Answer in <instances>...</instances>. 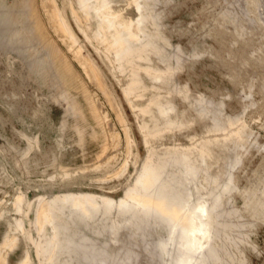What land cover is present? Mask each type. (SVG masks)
<instances>
[{
  "label": "rangeland",
  "instance_id": "rangeland-1",
  "mask_svg": "<svg viewBox=\"0 0 264 264\" xmlns=\"http://www.w3.org/2000/svg\"><path fill=\"white\" fill-rule=\"evenodd\" d=\"M0 25V264H264V0H0Z\"/></svg>",
  "mask_w": 264,
  "mask_h": 264
},
{
  "label": "bare ground",
  "instance_id": "bare-ground-1",
  "mask_svg": "<svg viewBox=\"0 0 264 264\" xmlns=\"http://www.w3.org/2000/svg\"><path fill=\"white\" fill-rule=\"evenodd\" d=\"M44 70L47 68V66L44 65ZM151 179V171L150 168H145L143 173L141 174L139 181H141L143 184H146L147 182H149V180ZM66 200V198H65ZM64 204V203H63ZM108 204V203H107ZM119 208H122L126 205V202H121L118 203L117 205ZM141 208L143 209H149V208H153V202L151 201H143L142 203H140ZM47 208V207H46ZM198 214H203L204 208L203 207H198L197 210ZM200 217L199 215H196V220L200 221ZM207 232V230L204 231L203 234H205ZM171 244V242L169 240H159L156 243V246L158 247V249L161 251L162 254L164 255H169L170 252L168 250L169 245ZM67 256V255H66ZM177 261H182L184 262V264H191L193 257L191 256V254L189 253H185L184 255H180L177 257L176 259Z\"/></svg>",
  "mask_w": 264,
  "mask_h": 264
},
{
  "label": "crops",
  "instance_id": "crops-1",
  "mask_svg": "<svg viewBox=\"0 0 264 264\" xmlns=\"http://www.w3.org/2000/svg\"><path fill=\"white\" fill-rule=\"evenodd\" d=\"M3 17H6V16H2V18ZM9 26L10 25H8V26H6V25H0V27L2 28V30L0 31V39H1V34H3V32H4V34H8Z\"/></svg>",
  "mask_w": 264,
  "mask_h": 264
}]
</instances>
